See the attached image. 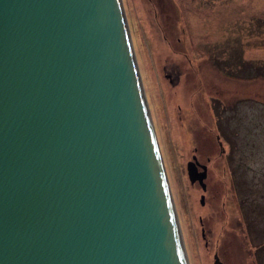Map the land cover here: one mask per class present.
<instances>
[{
    "label": "water",
    "instance_id": "1",
    "mask_svg": "<svg viewBox=\"0 0 264 264\" xmlns=\"http://www.w3.org/2000/svg\"><path fill=\"white\" fill-rule=\"evenodd\" d=\"M0 264H188L121 0H0Z\"/></svg>",
    "mask_w": 264,
    "mask_h": 264
},
{
    "label": "rangeland",
    "instance_id": "2",
    "mask_svg": "<svg viewBox=\"0 0 264 264\" xmlns=\"http://www.w3.org/2000/svg\"><path fill=\"white\" fill-rule=\"evenodd\" d=\"M121 2L188 264H264V0Z\"/></svg>",
    "mask_w": 264,
    "mask_h": 264
},
{
    "label": "bare ground",
    "instance_id": "3",
    "mask_svg": "<svg viewBox=\"0 0 264 264\" xmlns=\"http://www.w3.org/2000/svg\"><path fill=\"white\" fill-rule=\"evenodd\" d=\"M124 12V11H123ZM152 123V122H151ZM152 127H153V125H152ZM153 130H154V128H153ZM155 133V132H154ZM155 135V138H156V134H154ZM156 143H157V139H156ZM158 145V144H157Z\"/></svg>",
    "mask_w": 264,
    "mask_h": 264
}]
</instances>
